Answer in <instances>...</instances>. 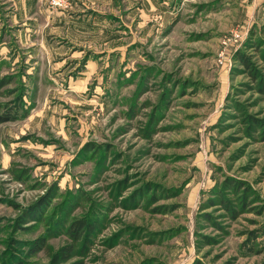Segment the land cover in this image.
<instances>
[{"label":"rangeland","instance_id":"obj_1","mask_svg":"<svg viewBox=\"0 0 264 264\" xmlns=\"http://www.w3.org/2000/svg\"><path fill=\"white\" fill-rule=\"evenodd\" d=\"M56 1L0 0V264H264V0Z\"/></svg>","mask_w":264,"mask_h":264},{"label":"crops","instance_id":"obj_2","mask_svg":"<svg viewBox=\"0 0 264 264\" xmlns=\"http://www.w3.org/2000/svg\"><path fill=\"white\" fill-rule=\"evenodd\" d=\"M9 1H12L13 4L11 5L13 6V10L10 11L13 12V16L11 17V22L14 25L15 22H17L16 24L18 25L22 24L23 27H25L23 30L25 36H31L33 28H35L36 31L37 28H39L38 30L40 33L38 37H41L43 40L47 39L48 35H45L47 32H56L57 30L61 32V30L56 26L57 24H62V25L64 24V19L60 20L62 16L59 14L65 13V11L53 13L52 10L51 9L49 10V8L47 7V2H49V0H9ZM67 1L72 3L70 8H75L74 6H77L78 2L79 4L82 3V5L83 4L91 5V0H67ZM58 3L60 4L61 2L58 1ZM62 4H64V0H62ZM50 12H52L53 14ZM63 18L67 20V23L71 22L70 28L73 30L74 26L72 19L68 17H63ZM75 21H76L75 23L76 31L74 33L73 32L71 33L70 31L72 30H69L70 28L65 31L68 34H70V36L73 35L74 38H77L76 40L78 41L82 35H80V32L78 31L79 22L77 20ZM49 42L50 40L47 43ZM34 45L35 42H33V47H32L33 50L35 49ZM30 52H31V48H30Z\"/></svg>","mask_w":264,"mask_h":264},{"label":"trees","instance_id":"obj_3","mask_svg":"<svg viewBox=\"0 0 264 264\" xmlns=\"http://www.w3.org/2000/svg\"><path fill=\"white\" fill-rule=\"evenodd\" d=\"M238 58H239L242 65H245L246 67H249L251 65L249 58L246 57L245 55L241 54V55H239ZM7 113L0 114V121L1 122L13 119L12 116H14V115H12V116L8 115L7 116ZM240 187L248 188V190L252 191L253 193H256V191L254 189H252V187L250 185H247V183H244ZM87 227H89V225L85 219H83V218L76 219L70 224V227L68 229V233L71 236V238L74 241H76V240H79L83 236L85 229ZM44 242L45 241L43 239L41 242V245H44ZM74 253H75L74 244L73 243L65 244V245L61 246L54 253V255L52 256V262L54 264H59L61 262L67 261L73 256ZM200 264H203V263L200 262Z\"/></svg>","mask_w":264,"mask_h":264}]
</instances>
